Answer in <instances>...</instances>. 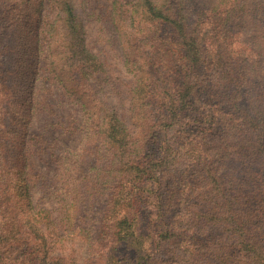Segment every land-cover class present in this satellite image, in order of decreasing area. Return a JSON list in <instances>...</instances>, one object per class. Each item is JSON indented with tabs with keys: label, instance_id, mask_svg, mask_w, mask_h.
<instances>
[{
	"label": "trees",
	"instance_id": "obj_1",
	"mask_svg": "<svg viewBox=\"0 0 264 264\" xmlns=\"http://www.w3.org/2000/svg\"><path fill=\"white\" fill-rule=\"evenodd\" d=\"M81 1L0 0V264H264V0Z\"/></svg>",
	"mask_w": 264,
	"mask_h": 264
},
{
	"label": "rangeland",
	"instance_id": "obj_2",
	"mask_svg": "<svg viewBox=\"0 0 264 264\" xmlns=\"http://www.w3.org/2000/svg\"><path fill=\"white\" fill-rule=\"evenodd\" d=\"M78 11H82L84 15L87 16L84 4L81 0H78ZM102 16L98 15V12L94 14L92 17L88 18V26H87V43L88 46L99 55V57L106 63L110 70L111 79L107 86L108 92L106 99L111 102L114 106L120 105L121 97L125 96L122 93V90L124 91V87L121 84V79L123 77H120V75H123L122 68L120 64V57L119 53L116 50V47L112 45V42L110 40L107 41L109 38V34L107 33V30L105 28V25L102 23ZM121 78V79H120ZM119 107V106H118ZM31 236V235H30ZM27 242V241H25ZM32 246L34 248L33 252V261L35 264H51L52 256L55 254V249L53 246H50V244H47L45 247V251L41 254L40 251L36 252V247L39 248V245L37 244V241L34 239H31L28 243V246ZM27 245L25 243L18 245L14 252L17 255H22L26 251H28ZM75 256L77 259V264H93L95 255L93 252H90L88 250V246L82 242L78 241L76 242L75 246ZM37 253V254H36ZM46 255V256H44ZM22 264H28V262H23Z\"/></svg>",
	"mask_w": 264,
	"mask_h": 264
}]
</instances>
